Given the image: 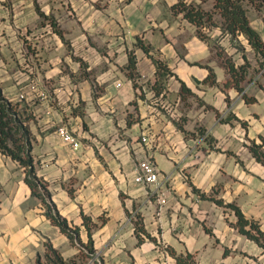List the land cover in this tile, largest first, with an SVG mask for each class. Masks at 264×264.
Wrapping results in <instances>:
<instances>
[{
    "label": "crops",
    "instance_id": "crops-1",
    "mask_svg": "<svg viewBox=\"0 0 264 264\" xmlns=\"http://www.w3.org/2000/svg\"><path fill=\"white\" fill-rule=\"evenodd\" d=\"M177 1L0 0L1 90L30 114L36 174L80 241L0 151V264H35L48 243L84 264H264L236 210L264 232V56L219 26L201 39ZM248 15L264 42V8ZM144 158L160 185L134 180Z\"/></svg>",
    "mask_w": 264,
    "mask_h": 264
},
{
    "label": "trees",
    "instance_id": "trees-1",
    "mask_svg": "<svg viewBox=\"0 0 264 264\" xmlns=\"http://www.w3.org/2000/svg\"><path fill=\"white\" fill-rule=\"evenodd\" d=\"M207 3H210V5L208 6ZM250 5L255 8H264V0H178L171 6V9L176 14L182 13L184 18L194 24L197 35L201 39L210 43L209 30L214 26H219L223 33H228L231 37L243 34L252 48L264 56V42L259 32L250 24L248 15V7ZM214 41L213 46H219L216 44V40ZM221 50L218 47V51L220 52ZM225 59L227 67L232 74L243 71L247 64L244 63L237 67L231 57L225 56ZM154 61L159 75L169 72L168 66L161 59L154 58ZM130 65H135L132 56ZM23 108L24 105L22 103L7 99L3 95L0 86V151L16 159L24 167L25 180L30 185L32 193L42 200L46 209L45 214L51 222L59 226L61 231L67 234L72 242H80L78 227L70 226L66 218L56 210L46 183L36 174L31 155L32 133L28 125L30 114H26ZM263 145L264 138H262L261 143H255L252 150L255 156L264 163ZM236 210L239 214L241 231L257 242H260V237H264V232L254 223L251 224V227L255 228L257 233H253L251 229H245L243 225L248 221L243 217L238 208ZM136 223H138V220ZM136 230L144 232V229L139 227L138 224ZM87 249L89 252L94 250L92 240L87 244ZM77 258L64 259L59 250L48 243L45 253L37 256L36 263L84 264L82 255L79 257L82 261L78 262ZM178 258L181 261L180 257ZM181 263L191 264L189 261H181Z\"/></svg>",
    "mask_w": 264,
    "mask_h": 264
},
{
    "label": "built area",
    "instance_id": "built-area-1",
    "mask_svg": "<svg viewBox=\"0 0 264 264\" xmlns=\"http://www.w3.org/2000/svg\"><path fill=\"white\" fill-rule=\"evenodd\" d=\"M57 131L65 142L69 143L73 148H78V139L68 130L66 125H59ZM146 139V137H143L144 141ZM134 180L139 183L160 185L159 170L154 160L150 158L140 159L135 165ZM156 193V201L160 208L166 203L167 194L165 190H160Z\"/></svg>",
    "mask_w": 264,
    "mask_h": 264
},
{
    "label": "rangeland",
    "instance_id": "rangeland-1",
    "mask_svg": "<svg viewBox=\"0 0 264 264\" xmlns=\"http://www.w3.org/2000/svg\"><path fill=\"white\" fill-rule=\"evenodd\" d=\"M44 254V253H43ZM35 264H37L36 262H35Z\"/></svg>",
    "mask_w": 264,
    "mask_h": 264
}]
</instances>
